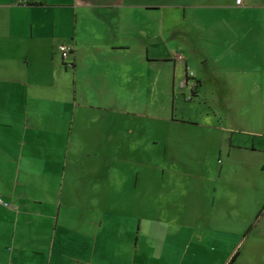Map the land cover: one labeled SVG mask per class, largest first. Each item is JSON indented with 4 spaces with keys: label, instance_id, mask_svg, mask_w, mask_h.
<instances>
[{
    "label": "crops",
    "instance_id": "obj_1",
    "mask_svg": "<svg viewBox=\"0 0 264 264\" xmlns=\"http://www.w3.org/2000/svg\"><path fill=\"white\" fill-rule=\"evenodd\" d=\"M192 91L220 109L204 122L176 117V195L214 193L181 181L203 175L193 139L220 133L207 148L230 183L220 208L201 211H214L217 231L231 221L235 234L251 226L264 238V0H0V197L11 205L0 206V264H176L191 229L148 217L142 203L102 202L117 193L99 181L117 155L88 170L93 159L70 155L67 114H130L139 98Z\"/></svg>",
    "mask_w": 264,
    "mask_h": 264
},
{
    "label": "rangeland",
    "instance_id": "obj_2",
    "mask_svg": "<svg viewBox=\"0 0 264 264\" xmlns=\"http://www.w3.org/2000/svg\"><path fill=\"white\" fill-rule=\"evenodd\" d=\"M189 97L188 92L166 97L150 94L137 99L133 104L134 112L130 114L81 107L73 113L74 109L71 107L67 115L69 123L75 118L74 128L71 129L69 124L67 136L71 133L73 144L78 145L70 155L85 154L93 159L88 163V170H103V157L117 155V162L113 166L111 162H107L108 168L111 164V179L102 178L103 171L99 178L102 191L115 185L117 193L102 192V202L131 203L136 205L133 209L142 203L147 205L148 217L176 220V228L191 229L193 237L176 240V264H229L237 251L240 256L232 264H264V238L261 233L246 234L248 228L245 227L242 234H235L234 228L238 225L231 221L226 230L217 231L214 211L209 212L207 220L201 211L204 205L212 202L215 208H220L222 190H226L230 183L229 179L224 180L225 177L217 175L216 165H219L220 157H215L214 150L207 148L208 143L214 144L217 139L222 138L220 133H215L206 140L198 136L193 139L198 148L190 149L188 153L196 157L192 167L195 170L201 169L203 175L199 176V172H196L197 177L193 175L182 178L181 181L182 186L205 187L209 192L215 188L214 193L208 195L196 191L191 195H176V117L204 122L206 112L211 114L212 110L218 112L220 109L218 99L211 102L203 97L192 100ZM238 103L239 99H236V104ZM112 122L116 123L115 129ZM129 128L133 131H129ZM202 155L209 156L206 162L200 161L202 159L199 157ZM69 163L72 165L71 160ZM78 166L83 168L86 164ZM211 170L214 177L207 175ZM137 175L139 178L136 189L134 183ZM143 187L146 188L145 191H140ZM188 196L193 204L191 207H186ZM227 202L224 197V204ZM186 208H189V215ZM211 208L212 206L209 207ZM133 212L138 213L137 210ZM237 218L241 220V217Z\"/></svg>",
    "mask_w": 264,
    "mask_h": 264
},
{
    "label": "built area",
    "instance_id": "obj_3",
    "mask_svg": "<svg viewBox=\"0 0 264 264\" xmlns=\"http://www.w3.org/2000/svg\"><path fill=\"white\" fill-rule=\"evenodd\" d=\"M241 1L242 0H236V3L240 4ZM38 2L39 0H18V3L20 4H35ZM57 51L60 52L62 59H66L69 55L70 48L66 44H59L57 46ZM0 206L5 208H11V205L8 202L4 201L1 197H0Z\"/></svg>",
    "mask_w": 264,
    "mask_h": 264
},
{
    "label": "trees",
    "instance_id": "obj_4",
    "mask_svg": "<svg viewBox=\"0 0 264 264\" xmlns=\"http://www.w3.org/2000/svg\"><path fill=\"white\" fill-rule=\"evenodd\" d=\"M197 84H198L197 82H193V87L196 88V87H197ZM194 96H195V92L192 91L191 96H190L189 99L193 98ZM262 212H263V210L260 211L258 217L261 215ZM256 219H257V218H256ZM250 229H251V226H250V227L248 228V230L246 231V234H247V232H249ZM237 256H238V252H236V253L231 257V260H230V263H229V264H232V263L236 260Z\"/></svg>",
    "mask_w": 264,
    "mask_h": 264
}]
</instances>
